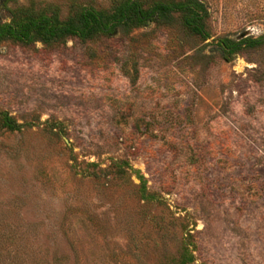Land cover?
<instances>
[{"label": "rangeland", "instance_id": "1", "mask_svg": "<svg viewBox=\"0 0 264 264\" xmlns=\"http://www.w3.org/2000/svg\"><path fill=\"white\" fill-rule=\"evenodd\" d=\"M137 1L199 31L0 41V264H264V0Z\"/></svg>", "mask_w": 264, "mask_h": 264}, {"label": "trees", "instance_id": "2", "mask_svg": "<svg viewBox=\"0 0 264 264\" xmlns=\"http://www.w3.org/2000/svg\"><path fill=\"white\" fill-rule=\"evenodd\" d=\"M110 12L94 9H73L71 16L60 20L53 8H35L34 5L19 7L10 11V21L0 25V41L19 39L28 43L53 44L64 42L69 37L92 40L113 34L118 26L137 27L147 22L170 24L173 13L188 11L185 24L199 31L198 13L186 5L156 2L143 8L137 0H116ZM49 12V14L47 13ZM2 127L13 130L19 127L11 118L0 117Z\"/></svg>", "mask_w": 264, "mask_h": 264}]
</instances>
